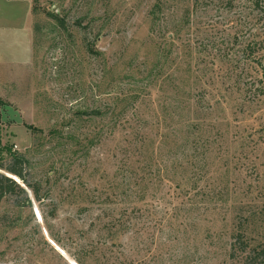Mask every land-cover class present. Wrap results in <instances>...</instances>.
Listing matches in <instances>:
<instances>
[{
	"label": "rangeland",
	"instance_id": "obj_1",
	"mask_svg": "<svg viewBox=\"0 0 264 264\" xmlns=\"http://www.w3.org/2000/svg\"><path fill=\"white\" fill-rule=\"evenodd\" d=\"M30 3L31 60L18 45L0 67V158L25 155L51 194L34 217L1 205L0 264H243L236 237L264 243V77L243 52L264 21L249 1Z\"/></svg>",
	"mask_w": 264,
	"mask_h": 264
},
{
	"label": "trees",
	"instance_id": "obj_2",
	"mask_svg": "<svg viewBox=\"0 0 264 264\" xmlns=\"http://www.w3.org/2000/svg\"><path fill=\"white\" fill-rule=\"evenodd\" d=\"M199 0H194L197 3ZM252 11L256 12L260 15V19L264 21V0H248ZM54 21H58L62 26L61 20H58V17L53 15L49 16ZM58 23V24H59ZM264 24V23H263ZM264 50V40L259 41L258 43L251 41L246 44L243 49V52L247 54L248 60H254V63L260 69L262 77H264V64H262L259 60H257L253 56L258 53V51ZM264 53V51H263ZM259 90V95L264 96V92ZM5 104L0 99V106H4ZM81 116H86L90 120L93 118L102 117V112L100 109H95L89 112H81L79 113ZM31 132L34 134H41L42 131L40 129L33 128L32 126L28 127ZM113 132V131H112ZM60 132L56 129L49 130L47 135L50 138H56V136ZM61 135V134H59ZM64 141L73 140V136L67 134L65 137H62ZM98 136L94 133L93 137L89 139L84 138L90 146L97 142ZM77 145V144H76ZM81 146V144H79ZM83 147H85L83 145ZM87 148L82 151H86ZM87 153V152H86ZM7 161L5 162L0 158V207L4 202L10 201L12 204V208L18 211L23 209H28L29 213L33 215L32 202L37 203L38 205L44 203L45 200L50 198L51 191L47 190L46 193L42 192V182L37 180L30 171V162L23 154L12 153L7 150ZM55 174L54 171L50 172V175L47 173L48 180L53 177ZM125 214V213H124ZM49 216L52 217V214ZM264 229V226H263ZM235 243L237 244V249L243 255V264H264V243H259L255 246L249 245L247 243H243L241 241V236L238 235L235 239ZM233 247V245H232ZM232 256V255H231ZM76 262H79L76 260Z\"/></svg>",
	"mask_w": 264,
	"mask_h": 264
},
{
	"label": "crops",
	"instance_id": "obj_3",
	"mask_svg": "<svg viewBox=\"0 0 264 264\" xmlns=\"http://www.w3.org/2000/svg\"><path fill=\"white\" fill-rule=\"evenodd\" d=\"M17 12L21 13V17H25H23L24 23L18 26L15 22L13 24L10 20L7 22L2 19L3 17L15 18ZM12 13L13 15L11 16ZM28 20L30 23H27ZM32 36L30 0H0V67L4 65L8 69V66L16 61V48L18 45L22 49V54L25 58L23 63L27 64V61H30L32 56ZM11 48L14 49L13 54L11 53ZM6 71V74H8L9 70Z\"/></svg>",
	"mask_w": 264,
	"mask_h": 264
}]
</instances>
